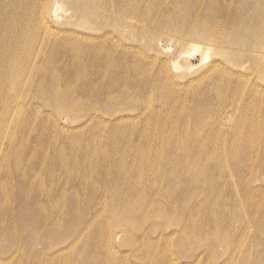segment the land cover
<instances>
[{
    "label": "rangeland",
    "instance_id": "rangeland-1",
    "mask_svg": "<svg viewBox=\"0 0 264 264\" xmlns=\"http://www.w3.org/2000/svg\"><path fill=\"white\" fill-rule=\"evenodd\" d=\"M1 12L0 171H35L43 188L69 178L58 207H75L48 208L31 247L24 229L7 235L0 264H264V0H0ZM20 124L26 155L5 138ZM6 194L0 214L23 218ZM98 225L113 229L96 239Z\"/></svg>",
    "mask_w": 264,
    "mask_h": 264
},
{
    "label": "bare ground",
    "instance_id": "bare-ground-1",
    "mask_svg": "<svg viewBox=\"0 0 264 264\" xmlns=\"http://www.w3.org/2000/svg\"><path fill=\"white\" fill-rule=\"evenodd\" d=\"M19 1V0H17ZM148 2V1H147ZM249 3V2H248ZM247 3V4H248ZM153 4V3H152ZM119 5V1H116L114 4H112V6L114 7H118ZM246 5V4H245ZM149 6V5H148ZM152 6V5H151ZM149 6V7H151ZM248 6H250L248 4ZM85 7H87L86 5L84 4H79V6L77 7L76 9V12H78V9H84ZM134 7V6H133ZM148 7V8H149ZM247 7V6H246ZM135 8V7H134ZM133 8V9H134ZM147 8V9H148ZM260 8V7H259ZM146 9V10H147ZM81 11V10H80ZM259 11V9L257 10ZM261 11V10H260ZM254 12H255V9H254ZM260 13V12H259ZM258 13V14H259ZM6 13L4 12H1L0 16H2V18L5 15ZM257 14V15H258ZM24 15V14H23ZM27 15V14H25ZM130 15V14H129ZM255 15V16H257ZM22 16V15H21ZM104 17V16H103ZM253 17V16H252ZM251 17V18H252ZM134 18V17H133ZM246 18V16H245ZM243 18V21L244 19ZM262 18V17H261ZM26 19V17H25ZM24 19V20H25ZM28 19V18H27ZM257 19V18H256ZM18 20V19H17ZM23 20V19H22ZM247 20V19H246ZM260 20V19H259ZM19 21V20H18ZM133 21V20H132ZM135 21V20H134ZM242 21V22H243ZM256 21V20H255ZM7 23V20L5 19V21ZM23 22V21H22ZM128 23V22H127ZM136 23V22H135ZM134 23V24H135ZM260 23V22H259ZM21 24V23H20ZM27 24V23H26ZM213 24V23H212ZM245 24V22H244ZM248 24V23H247ZM13 25V24H12ZM136 25V24H135ZM211 25V24H210ZM249 25V24H248ZM208 26V25H206ZM240 27V26H239ZM261 29V27L259 28ZM201 30V29H200ZM199 30V31H200ZM249 30V28H248ZM239 31V30H238ZM252 31V30H251ZM206 32V30H205ZM250 32V31H249ZM35 33V31H34ZM201 33V32H200ZM209 33V31H208ZM245 33V32H244ZM36 34V33H35ZM204 34V33H203ZM239 34L240 36V32L237 33ZM200 35V34H199ZM202 35V34H201ZM200 35V36H201ZM208 35V34H207ZM31 36V35H30ZM38 36V35H37ZM258 36H259V33H258ZM32 37H33V34H32ZM255 37V36H254ZM261 37V36H260ZM34 38V37H33ZM230 38V37H229ZM242 39V38H241ZM258 39V38H257ZM32 40V39H31ZM264 40V38H263ZM35 41V39H34ZM241 41V40H240ZM245 41H246V38L243 39V41L241 42V44H245ZM30 42V41H28ZM38 42V41H36ZM236 41H234L233 39L230 38L229 42L227 43L228 44H231V45H234L236 44L235 43ZM264 42V41H263ZM247 44V43H246ZM260 44V43H259ZM264 45V43H262ZM261 45V44H260ZM262 45V46H263ZM34 46V44H33ZM36 47V46H35ZM27 48V47H26ZM32 48V47H31ZM34 49V47H33ZM32 49V50H33ZM27 52V51H26ZM25 58V57H24ZM28 58V57H27ZM87 59V58H86ZM7 60V59H6ZM26 60V59H25ZM5 61V60H4ZM10 63V62H9ZM8 64H6L5 66H7ZM53 65V64H52ZM0 66H3L2 63H1V60H0ZM53 70V69H52ZM54 72V71H53ZM5 76V75H4ZM3 74L0 72V85L5 83L6 80L4 78ZM12 76V75H11ZM13 79V78H11ZM18 81H21L20 79ZM16 82V81H15ZM14 82V83H15ZM13 83V81H12ZM19 84V83H18ZM16 87V86H15ZM87 90V89H86ZM88 92V91H87ZM89 94V93H88ZM94 96V95H93ZM201 119V118H200ZM17 126V130H11V131H7V133L5 132V138L6 136H8L9 138H12V144H15L17 142H20L22 140V142L26 143V148L24 150H20V153L19 155H26L27 154V151H28V145H29V142L32 140V137L29 135V134H26L24 132V129H27V126H23L22 124L20 125H16ZM34 138V137H33ZM40 140H41V137H38ZM38 138H35V140L37 141ZM30 139V141H29ZM41 142V141H40ZM28 143V144H27ZM68 144V143H66ZM66 146V145H65ZM182 148V147H181ZM10 149V148H9ZM13 149V148H12ZM58 151L61 150V149H64L61 144L58 145L57 147ZM184 151H187V150H184ZM55 152H56V148H55ZM180 152V151H179ZM184 154V153H183ZM178 156H181V155H178ZM191 161V160H190ZM192 162V161H191ZM190 162V163H191ZM195 162V160H194ZM33 164V163H32ZM6 166H8V163L6 162L5 163ZM65 165V166H64ZM64 165L62 167H64V170H65V167H66V163H64ZM192 165H195L194 163ZM197 165V163H196ZM12 166V165H11ZM188 168V166H187ZM197 168V167H196ZM41 169V168H40ZM63 170V171H64ZM187 172V171H186ZM191 172V171H189ZM197 172V171H196ZM35 171L33 172H30V171H26V172H18L16 170H1L0 171V191L2 193H5L6 192H9V194L7 193L6 196L3 197V201L7 202V201H10V202H13L15 201L16 199H18V204H17V208L16 210H19L20 208L22 209L23 211V218L19 217V218H12L11 220L7 221V216L4 212H2L0 214V241H2L7 235L8 237L10 236V233H11V245L12 244H15L17 241H20V236L17 235V229L18 228H22L24 229L25 231H27L31 237L30 240H23L24 244L27 246V247H31L32 244H33V238L36 236V234L38 232L41 233V235H43V228L39 227V224L41 223V221H43V219L46 217V211L48 208H54V211H53V214L56 215L59 219H62L66 216H68L71 211L73 210V208L75 207V204H74V201L72 199L71 196H68L69 197V202H70V205L68 206V209L64 208L62 210L59 209L58 205L60 204V202H63L66 198L65 194L61 192L60 189L65 188L67 185L68 182L71 183V180L69 178H66L65 179V183L64 185L62 186V183H58V182H54L53 180L49 179V182L50 184L47 186L46 183L45 185L47 186V188H43V184L39 183V181H42V180H39L37 178H33L32 175H34ZM188 173V172H187ZM193 173V172H192ZM24 174H28V179L24 176ZM119 175V174H118ZM200 175V174H198ZM117 176V174H116ZM190 176V175H189ZM193 176V175H192ZM43 177V176H42ZM45 177V176H44ZM186 177V176H185ZM197 177V176H195ZM199 177V176H198ZM197 177V179H198ZM6 178H8L9 182L6 184ZM46 178V177H45ZM120 180V177H118ZM117 179V178H116ZM179 181V180H178ZM118 182V181H117ZM178 183V182H176ZM196 183V182H195ZM8 184L11 186L12 185V188L10 187V191L7 190L8 188ZM72 184V183H71ZM118 184V183H117ZM197 185V184H196ZM112 186V185H111ZM171 186V184L169 185V187ZM69 187V186H68ZM56 191L58 190L59 194L57 195H54V196H50L52 193L51 191ZM172 192V191H171ZM111 193H113V191H111ZM11 194V195H10ZM188 195V194H187ZM190 195V194H189ZM195 195V194H194ZM193 196V195H191ZM114 198V197H113ZM126 198V197H125ZM145 198V197H144ZM189 197H186V199H188ZM45 199V200H44ZM112 198H110L111 200ZM193 199V197H192ZM126 200V199H125ZM129 200V199H127ZM126 200V201H127ZM189 200V199H188ZM113 201V200H112ZM146 201V200H145ZM37 202H41L42 204L40 205H36ZM46 202H51L53 204H49L48 207H45V203ZM44 203V205H43ZM132 206H135V205H132ZM58 207V208H57ZM110 207L114 208V203H112L110 205ZM137 207V206H136ZM140 207V206H139ZM137 207V208H139ZM111 208V209H112ZM35 213H41L43 218L41 220H34L33 219V215ZM115 216L112 217V224H115L114 226H119L121 225L119 223V221L121 220V217L122 215L120 213H114ZM126 214V213H125ZM123 219V218H122ZM125 220V219H124ZM123 220V221H124ZM124 223V222H122ZM68 224V222H67ZM126 224H128V222L126 221ZM43 225V223H42ZM110 225V224H109ZM104 226V225H98L95 230L90 234L92 235L91 237H94L96 239H98L99 237H101L102 233L104 231H106L107 233L110 232V230L113 229V226ZM45 227V226H44ZM126 228V227H124ZM46 230H48L49 232H53L55 231L53 226H46ZM129 230V229H128ZM127 230V231H128ZM47 233V231H46ZM45 234V233H44ZM44 238H46L44 236ZM6 240V239H5ZM99 243V242H98ZM28 253L30 252V249L26 248ZM81 252V249H78L74 252H72V255L73 256H77L79 253ZM40 256V255H39ZM34 259H37L39 264H45L43 262H41L42 259L38 258V256L36 255V257ZM74 264H88L87 263V260H86V257L83 258L80 262H77V263H74ZM91 264V263H89Z\"/></svg>",
    "mask_w": 264,
    "mask_h": 264
}]
</instances>
